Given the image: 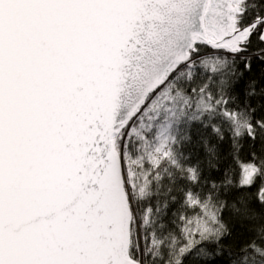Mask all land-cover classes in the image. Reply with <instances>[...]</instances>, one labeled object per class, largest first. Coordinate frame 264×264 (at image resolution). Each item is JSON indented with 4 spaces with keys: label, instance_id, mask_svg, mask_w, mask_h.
<instances>
[{
    "label": "snow or ice",
    "instance_id": "snow-or-ice-1",
    "mask_svg": "<svg viewBox=\"0 0 264 264\" xmlns=\"http://www.w3.org/2000/svg\"><path fill=\"white\" fill-rule=\"evenodd\" d=\"M0 264H264V0H0Z\"/></svg>",
    "mask_w": 264,
    "mask_h": 264
}]
</instances>
